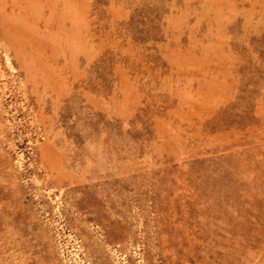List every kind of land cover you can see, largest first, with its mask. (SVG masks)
Listing matches in <instances>:
<instances>
[{
  "label": "rangeland",
  "instance_id": "rangeland-1",
  "mask_svg": "<svg viewBox=\"0 0 264 264\" xmlns=\"http://www.w3.org/2000/svg\"><path fill=\"white\" fill-rule=\"evenodd\" d=\"M0 264H264V0H0Z\"/></svg>",
  "mask_w": 264,
  "mask_h": 264
}]
</instances>
